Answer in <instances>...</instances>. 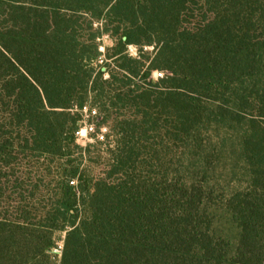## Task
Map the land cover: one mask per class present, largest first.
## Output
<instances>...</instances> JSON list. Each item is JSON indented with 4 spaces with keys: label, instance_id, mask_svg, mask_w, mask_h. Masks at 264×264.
Masks as SVG:
<instances>
[{
    "label": "trees",
    "instance_id": "trees-1",
    "mask_svg": "<svg viewBox=\"0 0 264 264\" xmlns=\"http://www.w3.org/2000/svg\"><path fill=\"white\" fill-rule=\"evenodd\" d=\"M55 258L264 264V0H0V264Z\"/></svg>",
    "mask_w": 264,
    "mask_h": 264
},
{
    "label": "rangeland",
    "instance_id": "rangeland-1",
    "mask_svg": "<svg viewBox=\"0 0 264 264\" xmlns=\"http://www.w3.org/2000/svg\"><path fill=\"white\" fill-rule=\"evenodd\" d=\"M103 43L104 45L106 46H111L112 45V41L110 38H108L107 36H105L103 38ZM145 50L149 51V52H152L153 49L151 47H147ZM129 54L133 57H137L138 56V51L136 49L135 46H130L129 47V50H128ZM161 71H154L153 74H152V79L153 81H157L159 78H161ZM82 112V115H83V121L81 123V127L80 129H84L85 126H88V125H97L99 124L101 121H102V117L100 114L96 113V112H90L89 109H85L84 111H80ZM100 136L103 135V134H106L108 133V129L103 127L100 131L97 132ZM96 134L92 133V134H88L87 136H85V134L83 133L81 136H79L78 140H77V144L80 145L81 147H86L89 143H92L93 145H95L94 148H92V151H94L95 153L93 154L94 157H93V167L95 169V171H97L98 173H102L104 171H106V159H100L98 158V155L100 156H103V157H106L105 153L102 151V150H105L106 147L105 146H101V145H96V141L93 142V139L95 138ZM105 140V139H104ZM104 140H101L99 139V141H104ZM114 181L116 183H119V182H125V183H128L130 181H134L135 183H138V178H135V176H130V175H126V174H120V175H117L115 178H114ZM157 179L155 178H150V179H146L145 182L146 183H154L156 182ZM62 246L63 244L60 243V246L57 250H55V253L57 255H60L61 253V250H62ZM55 264L59 263L58 262V258L56 259L55 258Z\"/></svg>",
    "mask_w": 264,
    "mask_h": 264
},
{
    "label": "built area",
    "instance_id": "built-area-1",
    "mask_svg": "<svg viewBox=\"0 0 264 264\" xmlns=\"http://www.w3.org/2000/svg\"><path fill=\"white\" fill-rule=\"evenodd\" d=\"M161 76L163 77L164 73H161ZM83 133L85 134V136H87L88 134L94 133L97 135V138L101 139V140H103V138H104L103 135L100 136L98 133H96L95 125H88V126H85L84 129H79V131L76 133L77 140H78L79 136H81Z\"/></svg>",
    "mask_w": 264,
    "mask_h": 264
}]
</instances>
